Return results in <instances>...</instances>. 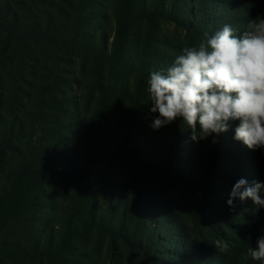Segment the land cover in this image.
Masks as SVG:
<instances>
[{
  "label": "trees",
  "instance_id": "1",
  "mask_svg": "<svg viewBox=\"0 0 264 264\" xmlns=\"http://www.w3.org/2000/svg\"><path fill=\"white\" fill-rule=\"evenodd\" d=\"M141 1L145 4L137 8V0H119V6L122 14L125 9L133 14L130 19L133 24H150L153 12L147 0ZM214 2L204 0L200 5L209 9ZM239 3L240 6L233 1L226 4L229 10L237 13H234L236 24L245 26L244 30L237 31L238 34L246 30L249 20L264 18V0H240ZM91 4L98 8L95 10ZM184 4L186 8L172 14L171 19L175 22L187 20L191 24L196 21H192L197 14L194 3L187 0ZM104 6L103 0H0V264H83L85 260L93 261L86 251L93 239H97L96 244L104 243L108 252L114 238L126 239L120 229L109 227L111 220L106 224L98 220V208L93 205V199L98 190L110 187L104 183V178L109 176L115 184L126 174L124 172L134 169L145 188L152 190L153 184L169 173L163 151L147 156L146 147L140 146L137 136L115 144L105 128L110 118L117 119L121 115V103L130 98L122 73L130 66L132 50L129 38L123 41L125 33L133 34V29L124 30L118 26L113 50L109 52L104 40L106 36L98 37L90 30L96 20L101 19L99 7ZM102 13L107 15V12ZM227 23L231 24L230 21ZM188 29L193 30V25ZM151 65L154 68L148 61H140L137 65L138 85L147 82ZM74 85L85 91L81 100L72 94ZM140 86L135 90L141 89ZM86 103L95 105L91 112ZM85 110L86 117L93 118L92 122L88 121L89 126L94 127L92 132L87 126L88 135L79 136L83 144L81 150L78 140L71 138L72 142H68L59 128L72 112L80 117ZM82 123V120L75 122L76 126L72 128L75 135L81 130ZM117 125L120 127L119 122ZM219 137L213 136L215 143L212 142L211 149L214 156L207 161V172L206 168H201L203 183L200 185L204 189L209 188L213 171L223 157ZM183 141L181 137L180 144ZM234 145L238 147L233 151L237 155L227 153L228 159L233 155H246L240 164L241 170L254 169L253 161L258 164L264 160V149L249 150L239 142ZM58 151L64 153L57 155ZM258 171L260 181L264 182L260 166ZM170 174L173 179L198 185L176 167ZM73 180L78 186L75 193L80 191L83 201L72 204L71 218L68 215V227L73 228L74 235L70 239L65 234L59 235L63 244L66 241L65 245L76 244L64 252L57 238V225L52 223L58 217L60 205L53 202L55 194H50L49 204L41 207L40 195L47 188L46 183L71 188ZM39 209L47 216L45 227L41 228L42 236H39L37 225ZM260 211L261 214L251 219L247 230L228 251L210 253L204 250L203 256H197L195 251L188 254L190 250H185L188 252L182 255L199 259L198 264H264L251 257L241 258L242 252L255 247L257 238L264 236V208ZM79 213L88 218L76 220ZM105 236H109V242L104 240Z\"/></svg>",
  "mask_w": 264,
  "mask_h": 264
},
{
  "label": "rangeland",
  "instance_id": "2",
  "mask_svg": "<svg viewBox=\"0 0 264 264\" xmlns=\"http://www.w3.org/2000/svg\"><path fill=\"white\" fill-rule=\"evenodd\" d=\"M185 1L187 0H147L146 3L153 12L150 24L146 22L133 24L130 21L133 14L128 9H125L122 14L119 0H103L105 6L99 7L101 19H97L96 25L90 28L96 36L101 37L102 34L106 36L104 40L109 52L113 50L118 26L124 30L133 29V34L125 33L123 41L126 42L129 38L132 50V57L130 61L128 60L130 66L122 73L130 98L121 103V115L117 119L110 118L105 128L115 144H121L124 138L130 139L137 136L140 146L146 147L147 156L161 154L163 151L170 170L167 175L153 184L152 190L145 188L144 181L140 180L141 176L135 173L134 169L124 172L126 174L115 184L109 176L104 178V183L110 187L107 190H98L96 199H93V205H97L98 208V220L102 224L111 220L109 227L120 229L127 240L120 237L114 238L113 246L108 252L104 243L96 244L97 239H93L88 245L89 248H85L93 261L85 260L83 264H198L199 259L189 258L182 253L190 250L188 254H194L195 251L197 256H203L204 250H209L210 253L228 251L247 230L251 219L261 212V208L258 211L255 210L251 199L241 201L238 197L234 198L231 207L227 203L232 187L239 179L244 178L249 183L261 182L259 166L262 175L264 174V160L258 164L257 161H253L254 169L241 170L240 164L246 155L241 154L238 157L233 155L234 157L228 159L230 155L227 153H232L238 148L234 144L236 142L243 144L234 139L235 128L239 121H230L228 130L219 134L223 157L219 159L213 171L209 188L205 189L203 185H200L203 183L201 168H206L208 159L214 156L211 149L214 134L195 142L191 139V129L187 128L179 118L158 130L150 127L158 113H150L147 82L142 86L137 84L136 71H138L139 62L148 61L153 64L154 68L151 65L148 74L154 71L166 73L185 47H198L201 40L205 39L204 33L211 36L225 24H229L227 21H230V26L237 31L245 29L244 25L236 24L234 16L237 13L226 7V4L231 1L237 2L240 6V0H211L215 2L209 9L201 7L200 2L204 0H192L195 6L194 11L197 12L196 16L192 17V21H196L191 24L186 22L187 20L173 21L172 14L184 10ZM144 4L143 1L137 0L136 8ZM91 6L95 10L98 8L95 4ZM201 9L203 10L201 13L197 11ZM102 11L107 12V15H103ZM237 17L239 18V15ZM243 17L246 18L247 15ZM190 25H193V30L188 29ZM148 79L149 77H146L147 81ZM139 86L142 88L136 91L135 89ZM72 94L77 100H81L85 91L74 85ZM86 106H89L90 112L95 107L93 103L89 105L86 103ZM79 116H75L72 112L68 118H64L59 132L68 142H72L71 138L77 139L82 150L83 144L79 136L88 135L85 130L89 126L88 121L92 122L93 118L86 117V110ZM78 120H82L83 123L81 130L75 135L72 128L76 126L75 122ZM117 122L120 127L116 126ZM93 127L92 124L89 126L92 132ZM181 137L184 138L182 144H180ZM176 142L178 145L175 147ZM60 152L64 153L58 151L57 155ZM236 166L239 168L235 169ZM175 167L178 172L180 170L185 175L191 176L198 185L173 179L170 171L172 172ZM72 184L70 188L62 184L57 186L55 183H46L47 188L40 195L41 207L49 204L47 201L50 194H55L53 202L60 205L58 217L52 223L57 225V238L64 252H68L76 244L65 245L68 241L63 244L59 235L65 234L67 239L74 235L73 228L68 227V215L72 204L77 205L83 201L81 192L75 193L78 187L76 181L73 180ZM21 197L19 194V199ZM51 200H53L52 197ZM12 201L15 200L12 199ZM40 211L44 212L39 209L37 225L39 224V236H42L41 228L45 227L47 216ZM86 218H88L86 215L80 213L75 217L76 220ZM78 232L81 233L79 230ZM95 232L99 233L98 230ZM104 238L109 242V236Z\"/></svg>",
  "mask_w": 264,
  "mask_h": 264
},
{
  "label": "clouds",
  "instance_id": "3",
  "mask_svg": "<svg viewBox=\"0 0 264 264\" xmlns=\"http://www.w3.org/2000/svg\"><path fill=\"white\" fill-rule=\"evenodd\" d=\"M204 37L198 47H185L166 73L150 74V113H158L150 127L158 130L179 118L199 142L239 121L234 139L249 150L264 149V18L249 20L240 34L225 24ZM237 197L251 199L256 211L264 208V182L239 179L227 201L230 207ZM249 257L264 262V236L241 253L243 260Z\"/></svg>",
  "mask_w": 264,
  "mask_h": 264
}]
</instances>
